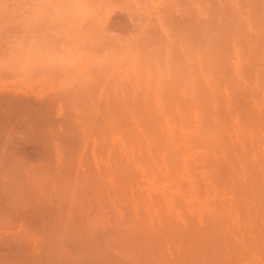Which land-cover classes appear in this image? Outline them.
Instances as JSON below:
<instances>
[{
	"label": "rangeland",
	"instance_id": "374dc122",
	"mask_svg": "<svg viewBox=\"0 0 264 264\" xmlns=\"http://www.w3.org/2000/svg\"><path fill=\"white\" fill-rule=\"evenodd\" d=\"M0 148V264H264V0H0Z\"/></svg>",
	"mask_w": 264,
	"mask_h": 264
},
{
	"label": "bare ground",
	"instance_id": "6f19581e",
	"mask_svg": "<svg viewBox=\"0 0 264 264\" xmlns=\"http://www.w3.org/2000/svg\"><path fill=\"white\" fill-rule=\"evenodd\" d=\"M0 149H1V148H0ZM1 150H2V149H1ZM1 150H0V151H1ZM2 151H3V150H2ZM2 151H1V154H0L1 157H2V153H3V154L5 153V152H2ZM14 154H16V152H15ZM14 154H13V155L10 154V155L12 156V158H13V156H14L13 159L16 160V157H15ZM5 155H6V153H5ZM5 155H4V156H5ZM10 155L7 154V155L5 156V158H7V156L10 158V157H11ZM1 157H0V158H1ZM1 159L5 161L4 158H1ZM27 159H28V158L26 157L25 160H27ZM7 161H9V163L12 162V160H11V161H10V160H7ZM27 161H28V160H27ZM22 162H23V161H21V163H22ZM0 163H1V162H0ZM2 163H4V162H2ZM26 163H27L26 161L23 162V164H26ZM11 164L15 166V165H16V162H15V164H14V163H11ZM23 164H22V165H23ZM19 165H20V164H19ZM27 165H29V164L27 163ZM27 165H26V166H27ZM20 166H21V165H20ZM2 167H3V166H2ZM17 167H18V164H17ZM27 167H28V166H27ZM19 168H20V167H19ZM19 168H18V169H19ZM24 168H25V167H24ZM28 168H29V167H28ZM10 169H11V168H10ZM15 169H17V168H16V167L13 168L11 172L14 171V172L18 173L19 171L17 172V170L15 171ZM29 169H30V168H29ZM1 170H2V169H1ZM7 170H8V169H7ZM21 170H22V168H21ZM27 171H28V170H27ZM27 171H26V169H25V173H24L25 175H24V178H25V181H26V182H23V181H22L24 184H20V185H21V186H22V185L24 186V188H23V193L26 192L25 195H28V194L30 195V192H31L30 189H31V188H30V181H29V180H30L31 178L29 179V175L26 173ZM2 172H3V171H2ZM14 172H13V173H14ZM20 173H22V171L19 172L17 176H19ZM1 174H2V173H1ZM11 175H12V174H11ZM20 175H21V174H20ZM17 176H16V177H17ZM30 176H31V175H30ZM11 177H13V176H11ZM11 177H10V179H11ZM13 178H15V173H14V177H13ZM18 178H19V177H17V179H18ZM24 178H23V180H24ZM17 179L15 178V179H12L11 181H13V183H14V182L16 183V180H17ZM19 179L22 180V177L19 178ZM0 180H1V179H0ZM21 180H19V181H21ZM11 181L8 180L7 183L3 181V182L5 183V186L2 184V185L4 186V188L2 189V187H3L2 185H1L2 187H0V189L2 190V191L0 190V192H2V193L0 194V197H1V195H2L3 193H5V191H6L7 193H9V195L12 194V193L14 192V193H13V195H14V194H15V191H17V190L19 189L18 187H19L20 185L18 186V185H17L18 183L16 184L17 186L14 185L13 183L10 184ZM22 182H20V183H22ZM7 184H9V185H7ZM13 185L16 186V187H15L16 189H17V188H18V189H17V190L15 189V191H14V189H13L14 186H13ZM8 186H10V187H8ZM11 186H13V187H11ZM5 187H6V188H5ZM7 188H11V189H8V190H11V192H10V191H7ZM21 188H22V187H20V189H21ZM4 190H5V191H4ZM24 190H25V192H24ZM3 191H4V192H3ZM17 192L20 193V192H22V191H19V190H18ZM17 192H16V193H17ZM7 193H5V194L7 195ZM23 193H22V194H23ZM5 194H3V195H5ZM3 195H2V198H4V197L6 196V195H5V196H3ZM13 195H11V196H13ZM19 195H21V194H19ZM23 195H24V194H23ZM11 196H10V197H11ZM8 197H9V196H8ZM8 197H7V198H8ZM16 197H17V196H16ZM19 197H20V196H19ZM27 197L30 198V196H27ZM31 197H32V196H31ZM20 198H21V197H20ZM20 198H19V201H20ZM22 198H23V197H22ZM24 198H26V197H24ZM24 198H23V199H24ZM5 199H6V197H5ZM26 199H27V198H26ZM30 199H31V198H30ZM30 199H28V200H30ZM8 200H13V197H12V199H8ZM8 200H7V201H8ZM2 201H3V200H2ZM4 201H5V203L7 202L6 200H4ZM4 201H3V202H4ZM14 201H15V200H14ZM14 201H11L12 204L15 203ZM24 202L26 203V200H25V199H24ZM29 202H30V201H28V203H29ZM9 203H10V202H9ZM9 203L7 202L8 206H9ZM19 203H20V202H19ZM19 203H18L17 205H19ZM21 204H22V202L20 203V205H21ZM10 206H11V205H10ZM13 206H14V205H13ZM13 206H11V207H13ZM15 206H16V205H15Z\"/></svg>",
	"mask_w": 264,
	"mask_h": 264
}]
</instances>
